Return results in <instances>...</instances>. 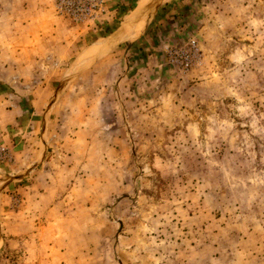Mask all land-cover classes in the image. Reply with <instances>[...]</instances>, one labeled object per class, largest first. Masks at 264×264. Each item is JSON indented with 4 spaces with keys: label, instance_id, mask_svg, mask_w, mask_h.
I'll use <instances>...</instances> for the list:
<instances>
[{
    "label": "rangeland",
    "instance_id": "1",
    "mask_svg": "<svg viewBox=\"0 0 264 264\" xmlns=\"http://www.w3.org/2000/svg\"><path fill=\"white\" fill-rule=\"evenodd\" d=\"M137 2L99 30L0 0V118L26 122L0 135V264H264V0ZM37 8L76 52L33 50Z\"/></svg>",
    "mask_w": 264,
    "mask_h": 264
},
{
    "label": "crops",
    "instance_id": "2",
    "mask_svg": "<svg viewBox=\"0 0 264 264\" xmlns=\"http://www.w3.org/2000/svg\"><path fill=\"white\" fill-rule=\"evenodd\" d=\"M117 1L119 0H109V3L112 2L114 4ZM122 1L123 0H121V2ZM113 4L112 5L110 4V5L114 6ZM40 10L41 9L37 8L33 11V13H35L34 16H36V23H34L35 30H34L33 36L38 39V43L37 45L33 47V50L34 49L40 50V48H43L42 50H46L47 48H50L52 46L50 49L51 51L49 50L50 52H48V54L52 53V55H55V52L56 53L60 52L61 54H65L67 53L69 48L74 49V52H76L77 50L75 51V48L79 46V43L81 44V41L83 40V38H78L77 40V38L72 35L73 34L71 32L72 30L68 29V25L66 21L51 14L48 8H43L41 11ZM117 33L118 32H116V34ZM89 45L90 44L83 46L82 50L79 52V55H81V53L85 49H87ZM96 55L97 53H92V54H87L83 58H81L79 61L83 60L84 63L81 64L80 68L78 67L76 70L72 72L73 73L72 76L76 75L80 71V69L87 63V61ZM35 56L41 57L39 53L35 54ZM77 59L78 57L76 58L75 63H77ZM68 75L69 74H67L66 76L68 77ZM35 101H36L35 99L32 100V106H33L32 108L34 110H36ZM9 105L11 106L10 107L5 106L7 109L4 110L5 109L4 108L1 111L2 116H5V117H3L2 119L0 118V130H3V132L0 131V135H2V137L4 138L8 136L7 138L8 140L12 139V141L15 142L16 140H18V137L16 138L15 136H18V134L23 131V129H21L23 126L22 123H26V122L25 121L22 122L20 117L18 116L20 113V110L21 112H23L22 107L19 106L20 102L18 101L15 103H10ZM28 109L26 108L27 111ZM32 113L33 111L31 112V114ZM5 129H6V132L4 133Z\"/></svg>",
    "mask_w": 264,
    "mask_h": 264
},
{
    "label": "built area",
    "instance_id": "3",
    "mask_svg": "<svg viewBox=\"0 0 264 264\" xmlns=\"http://www.w3.org/2000/svg\"><path fill=\"white\" fill-rule=\"evenodd\" d=\"M53 10L77 26L100 30L113 9L109 0H54Z\"/></svg>",
    "mask_w": 264,
    "mask_h": 264
},
{
    "label": "bare ground",
    "instance_id": "4",
    "mask_svg": "<svg viewBox=\"0 0 264 264\" xmlns=\"http://www.w3.org/2000/svg\"><path fill=\"white\" fill-rule=\"evenodd\" d=\"M148 4V0H138V2H137V4H136V6H135V8H134V10H133V12H137V11H142L145 7H146V5ZM139 13H137L135 16H137ZM130 17V16H129ZM142 21H140V22H138L136 25H135V27L137 26V25H139L140 23H141Z\"/></svg>",
    "mask_w": 264,
    "mask_h": 264
},
{
    "label": "water",
    "instance_id": "5",
    "mask_svg": "<svg viewBox=\"0 0 264 264\" xmlns=\"http://www.w3.org/2000/svg\"><path fill=\"white\" fill-rule=\"evenodd\" d=\"M145 12H146V11H145ZM142 18H143V16L139 15V16L134 20V24H133V25L137 24V22H139ZM131 26H132V25H131ZM131 26H130V28H131ZM130 28H129V29H130Z\"/></svg>",
    "mask_w": 264,
    "mask_h": 264
}]
</instances>
